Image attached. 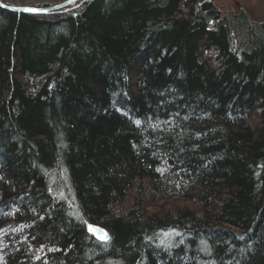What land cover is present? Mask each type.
I'll return each instance as SVG.
<instances>
[{
    "label": "trees",
    "instance_id": "16d2710c",
    "mask_svg": "<svg viewBox=\"0 0 264 264\" xmlns=\"http://www.w3.org/2000/svg\"><path fill=\"white\" fill-rule=\"evenodd\" d=\"M0 264H264V20L0 6Z\"/></svg>",
    "mask_w": 264,
    "mask_h": 264
},
{
    "label": "rangeland",
    "instance_id": "374dc122",
    "mask_svg": "<svg viewBox=\"0 0 264 264\" xmlns=\"http://www.w3.org/2000/svg\"><path fill=\"white\" fill-rule=\"evenodd\" d=\"M26 1L28 2L25 3L27 5L43 6V5L54 4L62 0H26ZM212 1L217 6H219L223 11L234 12L241 9L248 15V17L251 20L255 22H260L264 20V0H212ZM78 2H75L73 5L77 4ZM180 200L181 199H174V203L178 201L182 202ZM126 204H128V202H126Z\"/></svg>",
    "mask_w": 264,
    "mask_h": 264
},
{
    "label": "water",
    "instance_id": "95a60500",
    "mask_svg": "<svg viewBox=\"0 0 264 264\" xmlns=\"http://www.w3.org/2000/svg\"><path fill=\"white\" fill-rule=\"evenodd\" d=\"M78 1H80V0H62V1L54 3V4L43 5V6H34V5H27V4L14 5V4H6V3L0 1V6L6 8V9L12 10V11H16V12H28V11H25V9L32 8V9H37V11L31 12V13H44V12H49L51 10H56V9H61V8L71 6L75 2H78ZM88 229L91 233L94 234V236L97 239L105 240L103 238L105 236V234L108 237L107 231L103 227H101L95 223H90L88 225Z\"/></svg>",
    "mask_w": 264,
    "mask_h": 264
},
{
    "label": "snow or ice",
    "instance_id": "6c2138e0",
    "mask_svg": "<svg viewBox=\"0 0 264 264\" xmlns=\"http://www.w3.org/2000/svg\"><path fill=\"white\" fill-rule=\"evenodd\" d=\"M25 11H28V12H36L37 11V9H32V8H29V9H25ZM91 230V229H90ZM104 239H106L107 238V236H106V234H105V236L103 237Z\"/></svg>",
    "mask_w": 264,
    "mask_h": 264
}]
</instances>
